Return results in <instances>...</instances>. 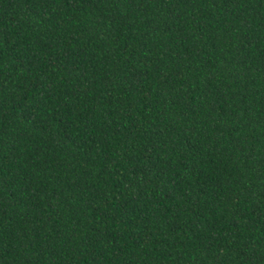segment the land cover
I'll return each instance as SVG.
<instances>
[{
	"label": "trees",
	"instance_id": "trees-1",
	"mask_svg": "<svg viewBox=\"0 0 264 264\" xmlns=\"http://www.w3.org/2000/svg\"><path fill=\"white\" fill-rule=\"evenodd\" d=\"M0 264H264V0H0Z\"/></svg>",
	"mask_w": 264,
	"mask_h": 264
}]
</instances>
